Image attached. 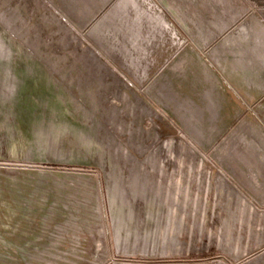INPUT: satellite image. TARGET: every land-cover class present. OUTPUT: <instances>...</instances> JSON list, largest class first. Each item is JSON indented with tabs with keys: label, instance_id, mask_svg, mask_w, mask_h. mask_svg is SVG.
I'll list each match as a JSON object with an SVG mask.
<instances>
[{
	"label": "rangeland",
	"instance_id": "obj_1",
	"mask_svg": "<svg viewBox=\"0 0 264 264\" xmlns=\"http://www.w3.org/2000/svg\"><path fill=\"white\" fill-rule=\"evenodd\" d=\"M115 1L0 0V264H264V0Z\"/></svg>",
	"mask_w": 264,
	"mask_h": 264
},
{
	"label": "crops",
	"instance_id": "obj_2",
	"mask_svg": "<svg viewBox=\"0 0 264 264\" xmlns=\"http://www.w3.org/2000/svg\"><path fill=\"white\" fill-rule=\"evenodd\" d=\"M121 13H127L130 15L128 24L123 25V28L125 29L123 35L128 36L129 39H131L136 45L140 43L135 39L136 35H138L142 39L143 43H147L148 45L149 41H152L153 38H156L158 33L166 32L169 27L167 26L169 25V23L165 21V19H167L165 13L161 9L157 8L151 0H116L115 3L112 4L111 7L107 10L105 18H111ZM140 13H145V15L147 14V19L137 17ZM155 15H158L159 19L154 22L150 18H153ZM127 27L129 30H127ZM189 29L192 30V27L190 25H188V30ZM197 40L200 44L199 47L202 49L204 47L202 40L199 37L197 38ZM153 44H155L154 41ZM149 49L152 50L153 47L151 46L149 47ZM172 51L173 50L163 53V57L161 58L159 55L157 57H154L152 55V66L154 65L155 61L168 58L172 54ZM147 59L150 58L147 57ZM174 59L175 58L171 59L172 62L169 63V68L173 64Z\"/></svg>",
	"mask_w": 264,
	"mask_h": 264
}]
</instances>
